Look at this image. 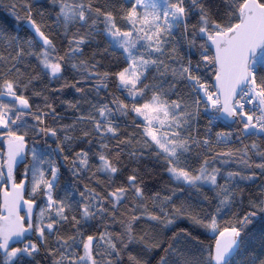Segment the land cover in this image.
Listing matches in <instances>:
<instances>
[{"label": "snow or ice", "instance_id": "obj_1", "mask_svg": "<svg viewBox=\"0 0 264 264\" xmlns=\"http://www.w3.org/2000/svg\"><path fill=\"white\" fill-rule=\"evenodd\" d=\"M0 264H264V0H0Z\"/></svg>", "mask_w": 264, "mask_h": 264}]
</instances>
